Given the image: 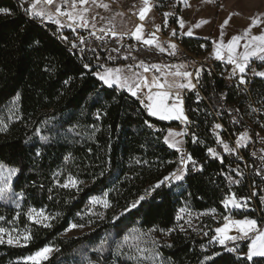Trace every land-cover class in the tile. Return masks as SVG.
Returning a JSON list of instances; mask_svg holds the SVG:
<instances>
[{"label": "trees", "instance_id": "1", "mask_svg": "<svg viewBox=\"0 0 264 264\" xmlns=\"http://www.w3.org/2000/svg\"><path fill=\"white\" fill-rule=\"evenodd\" d=\"M155 1L160 12L172 6L175 15L170 20L178 29L181 0ZM30 3L31 0H0V9L6 8L12 13L0 14V113L17 93L21 96L17 116L7 123L6 132H0V161L22 170L15 178L14 188L24 194L23 210L44 207L60 215L50 228L31 224L20 215L18 222L23 227L26 224L31 227L33 239L26 247L0 245V264H23L24 257L46 245L58 251L43 264H82L86 254L98 261L101 258L91 248L98 246L105 236L113 235L117 240L120 238L117 232L122 236L133 228L148 231L155 227L167 231L176 227L177 217L185 206L194 212H213L207 222L209 228L204 231L211 236L225 216L234 219L247 216L264 223L261 203L264 192L257 198L263 220L256 212L246 214L225 209L223 204L233 191L238 196H246L251 185H264V168H260L262 177L255 173L262 161L253 153L257 130L264 133V78L253 77L249 93L239 91L210 71L204 72L200 89L206 100H198L194 92L185 98L188 116L196 125L197 142L192 140L187 144L188 154L196 164H188L187 177L174 188L162 186L152 191L159 180L172 172L180 156L164 142L168 130L177 123L149 116L127 91L103 86L92 72L98 70L99 63L119 66L143 61L151 66L178 59L135 39L126 44L91 40L83 46L85 52L81 54L59 38L55 26L26 15L24 9ZM65 36L72 41L70 33ZM180 42L186 51L197 56L212 50L208 40L181 36ZM89 47L95 48L96 53L90 52ZM120 47H123L121 51L131 52L128 59L118 52ZM113 48L117 51H112ZM110 55L113 60L108 59ZM180 55L179 60L190 66L192 58L184 52ZM85 63L91 64L92 72L83 67ZM258 68L262 71L264 65ZM256 108L261 110L259 114L253 111ZM216 122L222 123L229 137L241 131L251 133L249 144L242 150L249 168L234 155H223L222 163L220 158L209 157V149L222 151L213 135ZM41 136L49 139L44 141ZM235 167L244 173L237 185L229 183V178L236 176ZM58 170L83 180L82 191L56 188L53 175ZM60 179L63 181L64 176ZM105 191L117 213L140 196H145V200L115 225L110 223V211L105 219L86 216L81 220L77 213L86 211L89 198L101 196ZM16 212L0 202V216L6 221L3 223H12ZM87 219L95 221L91 224L96 227L94 231L77 238L64 237L70 222L84 223ZM204 232L194 237L176 232L172 235L171 247H163L160 252L170 264H264V258L246 261L224 247L214 249L215 256L205 262L210 238L204 237ZM239 252H247L246 244ZM103 254H109V250Z\"/></svg>", "mask_w": 264, "mask_h": 264}, {"label": "snow or ice", "instance_id": "2", "mask_svg": "<svg viewBox=\"0 0 264 264\" xmlns=\"http://www.w3.org/2000/svg\"><path fill=\"white\" fill-rule=\"evenodd\" d=\"M117 0H34L31 3L30 8H25V14L30 15L32 19L39 20L41 23H51L57 26V31L60 33V39L68 42L72 49H78L79 53L83 54L85 48L81 45H87L89 43L87 37L79 34L78 30L82 29L89 34L90 37H95L97 41L107 44V37L111 36L114 39L122 41L125 36L134 38L137 42L142 43L148 47H155L160 52H164L167 49L163 44L159 42L157 33L160 31L158 25H153L155 31H149L145 34V24L148 20L149 24H152V18L149 17V13L152 12L155 7V0H138L132 7L136 9L132 14L138 17L140 23L136 24L133 28L127 29V31L118 30L116 23V17H123L125 15L122 11H115L113 13L112 3ZM204 4H215L216 0H201ZM185 5H188V0H183ZM21 7H24L21 4ZM221 7H223L221 5ZM97 9H103L105 12L110 13L109 16L102 15ZM0 14L11 15V11L6 8L0 9ZM238 13H230L220 25V35L217 40H213V56L216 60L226 63L232 66L231 75L229 79L238 76L239 85H246L248 80L246 76L249 71L252 75L264 78V71H257L255 68H250L253 61L264 62V13L256 14L250 18V24L247 28L234 34L230 39L225 42V29L229 25V21L233 15ZM175 13H165V22L169 16H173ZM209 20H202L199 23L193 25L194 28H200L202 24L209 23ZM100 24L98 27L97 24ZM181 29L185 28V21L181 18L178 20ZM70 29L72 33L77 35V41L74 42L69 39L68 36L63 35L64 29ZM255 28H261L260 34H254ZM182 35L192 37L193 31L189 29L186 32H182ZM172 36L177 35L175 29L172 30ZM205 39H208L205 37ZM39 44V41H36ZM204 47V45H201ZM170 55H176L177 45L171 43L169 45ZM92 53H96L95 48L89 47L88 49ZM112 51H117L113 48ZM84 57L81 56V59ZM128 59L127 56L124 57ZM96 59L99 60V55H96ZM109 60L114 58L110 55ZM135 59V58H133ZM85 69L92 72V66L89 63L83 65ZM98 68H103V71L92 72L98 80L102 82L103 86L113 88L114 86L119 89L126 90L131 96L137 98L139 102L144 106L149 116L156 117L161 121H180L181 123H191L188 117L185 115L183 108L182 92L183 90H195L196 84L200 82V76L204 71L203 66L196 68L195 71H188L189 67L185 63L160 65L153 64L151 66L146 65L143 61L139 64H129L125 67H105L102 64L97 65ZM136 69H142L143 71H136ZM155 70L154 73L149 76L145 75L151 70ZM47 71V69H45ZM195 79L196 83H193ZM68 83V81H65ZM146 90V91H145ZM199 100V92L196 93ZM21 96L19 93L15 95L12 101V109L18 111L17 102L20 101ZM238 111V110H237ZM253 111H257L253 109ZM236 121H234L235 123ZM47 123V122H45ZM149 127H153L152 124L145 121ZM8 124L4 120H0V132H6L8 130ZM264 127V125H262ZM215 128H221L220 124H216ZM186 133H177L169 130L168 136L165 137L164 142L170 147L174 148L180 153V166L168 176L159 180L152 188L155 191L160 188L161 185L165 187H171L173 182H180L184 180L188 171V164L193 165L196 162L193 160L190 154H186L183 151V141L175 139L177 136L185 135ZM39 135V132L36 133ZM42 140L47 141V136H41ZM249 139V134L244 132L236 141L241 147L245 146L244 142ZM197 142V138L193 135V143ZM218 142L223 143L222 140ZM226 152L233 151L227 144H223ZM210 154L213 157L217 156V153L209 149ZM37 155L39 153L37 152ZM69 159L68 157L65 158ZM223 160L221 159V163ZM202 170V168H201ZM21 168L17 166H10L4 161H0V202L12 203L15 205L17 212L15 214L12 226H3L0 224V245H7L11 247H26L33 239L32 229L27 224L21 229L16 221L20 218V201L23 200V192H18L14 188V180L21 174ZM102 175V174H101ZM64 176L63 181L60 177ZM55 182L54 186L59 189L75 190L77 193L82 191L80 185L85 182L78 178V176L72 173H65L63 170H58L53 175ZM229 183H239V181L229 178ZM52 189H49L51 192ZM256 193H253L255 195ZM108 192L105 191L103 196H92L89 198L88 207L85 212L77 213V216L81 220L87 217H97L98 219H104V213L113 207L111 201L107 198ZM52 199V196H49ZM145 200V196H140L136 200L128 203L123 209L111 217L110 223L115 225L121 217L138 209L141 202ZM261 203L264 204V197H261ZM225 209H241L247 208V200L243 203L238 200L235 194H231L229 197L223 200ZM99 206L103 211H97ZM186 209H181V212H185ZM24 215L27 221L31 224H37L45 228L52 227V220L56 219L60 213L51 214L47 212L44 207L36 208L30 207ZM191 215V213H189ZM183 219V216H178L177 220ZM226 221L222 227L215 229V236L210 239V243H219L225 247L230 253H238V247L229 246L228 242L235 244L237 241H249L246 244L247 252L243 254L242 259L246 261H253L254 258H264V226H262L256 219L245 216L243 219H233L230 216H225ZM0 222H6L4 216H0ZM95 221L92 219L85 220L84 223H77L75 221L70 222L65 228V233L77 228H84L90 226ZM190 223V221H189ZM181 231H185L183 225H177ZM195 230V229H194ZM235 231V235L229 233ZM161 232L170 234L176 231V228L168 229L167 232L164 229L151 228L147 232L133 228L126 234L117 232L119 239L114 241V251L117 256H123L127 260L132 261L133 264H165V261L161 257L159 249L162 247L159 241L152 236L155 232ZM207 235V232H204ZM151 237V239H148ZM112 237L105 236L98 246L92 247L91 251L103 255L104 252L109 250L110 245L107 243ZM171 247V245H168ZM58 249L51 245H46L33 254L23 258V264H43L47 261L51 254ZM91 264V262H89Z\"/></svg>", "mask_w": 264, "mask_h": 264}, {"label": "rangeland", "instance_id": "3", "mask_svg": "<svg viewBox=\"0 0 264 264\" xmlns=\"http://www.w3.org/2000/svg\"><path fill=\"white\" fill-rule=\"evenodd\" d=\"M105 2H110V0H105ZM137 2H138V0H117V2L112 3L113 13H111V14H114L115 11H122L125 13V15L123 17H116V23L118 26V30L127 31V29L133 28L136 24H138L140 22L138 20V17L134 16L132 14L134 11H136V9H134L132 7V5L134 3H137ZM221 5L223 7H221ZM156 6H157V2L155 1V7L153 8L152 12L149 13V17L152 18L151 26H153V25L161 26L163 23H165L164 14L169 13V12L174 13V9L172 8L171 5L169 6V8L165 9L163 12L158 11ZM185 7H186V11L184 14V21H185V24L189 25L190 28H192L193 30H197V31H203V32L208 31L209 32L212 29V27L215 24H217L218 25L217 26V32L219 34H220V25L223 23V21L226 18H228L229 14L233 13V12L238 13L237 15L232 16V19L229 21L228 27L225 29L226 35H225L224 39H225V42H227L232 35L237 34L239 31H241V30H243L249 26L251 17H253L256 14L264 13V0H224L223 3H221L220 0H216L215 4H204L201 2V0H188V5H185ZM97 11H99L104 16L110 15V13L105 12L103 9H97ZM193 16L198 18L197 23H199L200 21L205 20V19L209 20L210 22L207 24H202L200 28H194L193 25H190V21H192ZM171 17L172 16H169L167 18V22L169 20V22L171 23V21H170ZM146 24H149L148 20H147ZM97 26H100V24L98 23ZM175 30H177V29L175 28ZM253 32H254V34H260L261 28H255L253 30ZM218 33H217V35H219ZM121 49H123V47L118 48V52L119 53L122 52V57H125V56L128 57L129 55H131L130 51L125 52L123 50L121 51ZM178 51H180V50H178V48H177V53H176V55H174V56H176V59H178V61L160 63V65L185 63L189 66V64L186 61H182V60L180 61L179 60L181 58V55H180V52H178ZM213 51L214 50H212L209 57H207L208 58L206 60L207 63L216 60L213 56ZM167 52L170 53V50ZM144 63L146 65L150 66L147 62H144ZM99 64H101V63H99ZM136 64H139V63H136ZM157 64H159V63H157ZM127 65H129V64H127ZM127 65H119V66L104 65V66L105 67H125ZM189 68L190 67L187 68L188 71L190 70ZM98 70L102 72L103 68H98ZM136 71L142 72L143 70L142 69H136ZM262 71H264V69ZM145 75L151 76L152 73H147ZM118 90L126 91V90L119 89V88H118ZM186 90L187 89L183 90V92ZM17 104H18V102H17ZM183 108H184V104H183ZM184 112H185V109H184ZM17 114H18V111L15 109H12V103H11L8 107H6V109L4 111H2L0 113V120H4L6 123H8L9 121H13L14 118L17 116ZM154 118H156V117H154ZM156 119H158V118H156ZM167 122L177 123L180 121L173 120V121H167ZM169 130H171L173 132L180 133V131L176 127H171ZM169 130H168V132H169ZM168 132H167L166 136H168ZM182 137L183 136L180 135V136H177L175 139L183 141V145H182V148H183L184 147V139ZM231 179L233 180V178H231ZM82 185H80V187ZM101 196H103V195H101ZM263 197H264V195H263ZM2 203L13 208V209H16L15 205L12 203H4V202H2ZM20 204H21V207H20L19 211H20L21 215H24V213L29 208L23 210L24 199L20 201ZM183 209H186V211L182 213L180 210L179 216H183V219H180L179 221H177V225L178 224L183 225L185 231H181L180 228L176 225V227H175L176 231H173L170 234L161 233L159 231L152 234V236L155 237V239H157L159 241L160 245H162L161 248L168 247V245H171L172 235L176 232L181 233L186 237H194L197 235H201L205 230H207V228H209L207 225L208 224L207 222H208V220H210L211 216L213 215V212H194L187 206H185ZM96 210L97 211H103V209L100 208L99 206H97ZM109 211L111 212V217L117 213L113 210V208H110L104 213V219L106 218V214H108ZM47 212L53 214L48 209H47ZM189 213H191V215H189ZM25 218H26V216H25ZM92 218L94 220L98 219L97 217H94V216ZM241 219H243V218H241ZM54 221H55V219L52 220L51 223H53ZM189 221H190V223H189ZM16 223L19 225V227L21 229L23 228V226L18 221ZM258 223H260V222L258 221ZM0 224H3V226H8V227L12 226V223L5 224L3 222L2 223L0 222ZM260 224L262 226H264V223H260ZM222 226L223 225H219L217 227H222ZM95 229H96V227L93 225L86 226L82 229L81 228L73 229L72 231H68L67 233H65L64 237H66V238L81 237L83 235L91 233ZM145 232H147V231H145ZM229 234L235 235L236 232L233 230ZM207 235H208V238L211 239L213 236H215V230H214V233L212 236L210 234H207ZM111 237H112V239L108 240V242H107L110 245L109 254L101 255V254H98L95 252V255H97L101 258L98 261L92 260L89 257L90 255L86 254V255H84V258L82 259L83 262L81 261L82 264H89V262H91V264H122V263L133 264L132 261L127 260L125 257L117 256L115 254L114 241L116 239H113V235H111ZM103 239L104 238H102V240ZM148 239H151V237H149ZM221 247H223V246H221L219 243H210L209 242L208 249H206V251H205L206 255L204 256V261L205 262L210 261L215 256L212 253L213 250L217 249V248H221ZM241 247L242 246H240L238 248L241 249ZM161 248L159 249V251L161 250ZM55 252L56 251H54L51 254V256ZM110 257H112L113 260L109 259ZM161 257L165 261V264H170V261L162 253H161ZM84 260H85V262H84ZM22 261H23V259H22Z\"/></svg>", "mask_w": 264, "mask_h": 264}, {"label": "built area", "instance_id": "4", "mask_svg": "<svg viewBox=\"0 0 264 264\" xmlns=\"http://www.w3.org/2000/svg\"><path fill=\"white\" fill-rule=\"evenodd\" d=\"M31 1L34 2V0H31ZM31 3H30V6H31ZM49 24H51V23H49ZM51 25H53V26H55L57 28V26L55 24H51ZM159 27H160V31L157 33V36L159 38V42L161 44H163L164 47L167 49L166 51L170 50L169 49V45L171 43H175L177 45L178 50H180L178 52H184V53H186L188 56H190L192 58V63L189 66L190 67L189 71H193L194 72L196 68H199V67L203 66L204 71H202V73H201L200 82L202 80V76H203L204 72L205 71H210L215 76H217L218 78H220V79H222V80H224V81H226V82H228L230 84H233V85H235L237 87V85L239 84L238 76L235 77V78L229 79V76L231 75V71H232V66L231 65H227L226 63H223V62L218 61V60H214V61H211V62L207 63L206 60L208 59L207 57H209L211 51L209 53L203 55V56H197L195 54H192V53H189L188 51H186L181 45L180 36H179L178 32H177L176 36H172L171 35L172 30L175 29L176 27L172 23H170L169 20H168V22L163 23ZM149 31H155V27L145 24V34H147ZM78 32H79L80 35H82L84 37H87L88 41L96 40L95 37H90L89 34L87 32H85L84 30H82V29H79ZM66 33H70L71 34L72 41L78 42L77 41V35L72 33L70 29H67V28L64 29L63 30V35H65ZM133 40H134V38H131V37H128V36H125L122 41L114 39L111 36L107 37V41H117V42H119V44H126V43H129V42L133 41ZM81 46L83 47L84 45H81ZM142 46L143 45L141 44L139 47H142ZM217 64H219L220 67H217L216 66ZM259 65H264V62L253 61V63L250 65V68H255L257 71H259V68H258ZM153 73H154V71H153ZM253 77H255V76L252 75L251 71H249L247 76H246V79L248 80V83L246 85H239V87H237L238 90L241 91V92H249L250 93L251 87H252V78ZM200 82L196 84V89L195 90H190V91H186V92L182 93V96L184 97L185 115L188 117V120L191 123H188L186 125L184 123L178 122L176 128L180 131V133H186L185 135H182L183 136L182 138L184 139L183 151L186 154H188V149H187L188 142L193 140V135H195V137H196V134L194 132V128H195L196 125H195L194 121L188 116L187 108H186V105H185V98L190 93H193V92L197 93V91H198L199 92V97L201 99L206 100L205 96L201 92ZM193 83H196L195 79H193ZM133 98L137 100V98H135V97H133ZM137 101L139 102V100H137ZM141 106L145 110V108H144V106L142 104H141ZM230 109L234 111L233 107H231ZM256 110H257L256 112L258 114L261 112V110L259 108H256ZM216 124H220L221 128H219V129L215 128ZM244 132H247L249 134V139L244 142L245 146L241 147L240 145H238L236 143V141L239 139V137ZM225 133H226V130H225V127L222 125V123L216 122L213 125V135L216 138V141H217L218 145L221 146L222 151H220L217 148L216 149L213 148L212 150H214L217 153V156L213 157L210 154V152H209V157L222 159L223 155H225V154L234 155L236 157H239L241 159V161L245 163L246 167L249 168L250 165L244 160L245 158L243 157L242 150L244 148H246L247 145L249 144L251 133L249 131H243V132L241 131L237 135L230 136V137L227 136V134H225ZM218 138H219V140H222L223 143L218 142ZM223 144H227L229 146V148L232 149L233 151L226 152L224 150ZM255 146L256 147H255V149L253 151V153L256 154L255 158L256 159H261V161H262L261 165L255 169V173H256V175L261 176L262 174L260 172V168H264V133L262 131H260V130H257V133H256ZM179 166H180V156H179L178 161H177V163L175 165V168L172 170V172L175 171ZM251 167L253 168V166H251ZM233 170H234V173L236 175V176L232 177L233 180L239 181L240 178L243 177L244 173L242 172L240 167H235ZM187 174H188V171H187ZM187 174L185 175L184 180L187 177ZM248 175L251 176L250 173H248ZM263 179H264V176H263ZM183 181L173 182L172 186L169 187V188H174L175 186H177L179 183H181ZM237 184H239V183H233V185H237ZM162 186L163 185H161V187ZM262 192H264V185L263 184H259V183L255 184L254 186L251 185L250 189H249V192H248V194L246 196H238L236 194V192L233 191L231 194L234 193L238 200H240L242 203H243L244 200H247V203H248V207L247 208H241V209H236V210L241 211V212L246 213V214L255 213L256 212L258 214L257 217L259 219L263 220V216L261 215V211H260V208H259V205H258V201H257V198L261 195ZM253 193H256V194L253 195ZM219 222H220L219 225H223V223H225L226 221L224 219H222V221L220 220ZM215 228H214V230H215ZM204 236L208 237V235H204ZM228 243H229V246L240 247V246H242L244 244L249 243V241H237L235 244H232L231 242H228ZM239 251H240V249H239ZM232 254H234L236 256H239V257H242L244 253L241 254L240 252H238V253H232Z\"/></svg>", "mask_w": 264, "mask_h": 264}, {"label": "crops", "instance_id": "5", "mask_svg": "<svg viewBox=\"0 0 264 264\" xmlns=\"http://www.w3.org/2000/svg\"><path fill=\"white\" fill-rule=\"evenodd\" d=\"M223 1H224V0H220L221 3H223ZM185 11H186L185 4L183 3V0H181V13H180V17H179V19L182 18V19L184 20V14H185ZM146 22H147V20H146ZM146 22L144 21L143 23L146 24ZM197 22H198V18L195 17V16H193L192 21H190V25H195ZM139 23H140V22H139ZM147 25H149V24H147ZM217 26H218V25L215 24L209 32H208V31L203 32V31L193 30V29L190 28L189 25H187V24H185V28H184V29H181L180 26H179V24H178L177 32H178V34H179L180 36H182V37H188L187 35H182L181 33H182V32H186V31H188L189 29H191V30L193 31L194 35H193L192 37H188V38H196V39L208 40V41H211V44H212V41H213V40H217L218 37H219V35H220V34L217 32ZM98 27H99V26H98ZM216 32H217L219 35H217ZM205 37H207L208 39H205ZM211 46H212V50H214V48H213V44H212ZM212 50H211V51H212ZM153 71H155V70L153 69V70H151L149 73H152V74H153ZM186 91H190V90H186ZM186 91H184V92H186ZM184 92H182V93H184ZM182 99H183V102H184V97H183V96H182ZM183 104H184V103H183ZM166 122H167V121H166ZM177 123H178V122H177ZM172 149H174V148H172Z\"/></svg>", "mask_w": 264, "mask_h": 264}]
</instances>
